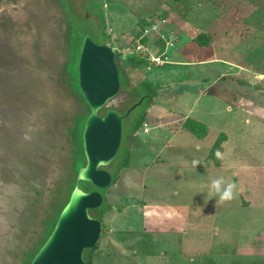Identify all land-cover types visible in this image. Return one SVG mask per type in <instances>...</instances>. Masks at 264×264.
Returning <instances> with one entry per match:
<instances>
[{
	"label": "rangeland",
	"instance_id": "obj_1",
	"mask_svg": "<svg viewBox=\"0 0 264 264\" xmlns=\"http://www.w3.org/2000/svg\"><path fill=\"white\" fill-rule=\"evenodd\" d=\"M98 1L131 82L160 86L152 108L162 109L167 126L151 121L132 140L144 105L126 118L121 147L103 169L113 176L128 152L129 166L103 189L105 203L92 210L94 218L103 212L92 264H263L264 0ZM66 4L74 8L70 30ZM92 7L91 0H0V264H23L34 253L75 182L71 131L84 104L71 86L68 64L81 34L103 41L94 28L96 15L86 11ZM141 19L148 26L162 20L175 37L172 64L160 79H151L157 69L147 73L146 64H127L137 55ZM199 34L207 44L198 42ZM120 77L121 92L106 108L125 112L134 98ZM181 115L208 126L207 149L226 135L222 168L193 170L201 152L192 150L195 139L188 133L181 144L171 139V147L187 154L183 160L171 157L163 171L153 167L151 160L172 134L170 121ZM155 136L157 143L138 147ZM219 177L237 185L230 202L217 204L209 194ZM80 187L88 189L86 182ZM152 205L179 209L159 225Z\"/></svg>",
	"mask_w": 264,
	"mask_h": 264
},
{
	"label": "water",
	"instance_id": "obj_2",
	"mask_svg": "<svg viewBox=\"0 0 264 264\" xmlns=\"http://www.w3.org/2000/svg\"><path fill=\"white\" fill-rule=\"evenodd\" d=\"M77 73L80 92L90 110L82 132L85 165L77 173L51 234L30 264H86L84 251L93 249L100 239L101 222L89 211L102 205L103 196L98 191L81 190L79 182H88L96 189L112 183V175L103 167L115 159L121 147L125 116L116 109H107L103 115L100 112L121 89L114 50L84 35Z\"/></svg>",
	"mask_w": 264,
	"mask_h": 264
},
{
	"label": "trees",
	"instance_id": "obj_3",
	"mask_svg": "<svg viewBox=\"0 0 264 264\" xmlns=\"http://www.w3.org/2000/svg\"><path fill=\"white\" fill-rule=\"evenodd\" d=\"M91 2H92V5H93L92 8L95 11H93L92 9H91L92 11L90 9H86V11H89L91 14L93 13V14L96 15V18H97L98 22L96 24H94V28L97 31V33H99L101 35L102 40H103L99 44H108L113 49L112 39H111L110 35L106 34V32H105L106 24H105V17H104V12H103L102 6H101V4L99 3L98 0H91ZM66 12H67L68 25H69V30H70V28L72 26L71 17H72V14L74 12V8L70 4H66ZM147 24L148 23L144 19H141L139 21V25L141 26V30L143 28H145L146 26H148ZM141 30L137 33V37H138V35H140V33H142ZM84 35L85 34H81L80 35L78 47L75 48V50H74L75 52H74V54L71 57V62L68 64V70H69L68 72L70 74L71 86L73 87L74 91L76 92L78 97L83 101V104H84L83 112L76 119L75 125H74V127H73V129L71 131L72 134H73L74 148H75V150H74V156H75L74 163H75L76 176H77V173H78L79 169L84 167V165H85V156H84L83 146H82V132H83V129H84V124H85L86 118L88 117V115L90 113L89 107L86 104V102H85V100H84V98H83V96H82V94L80 92L79 86H78L77 63H78V57H79V52H80V46L82 44V40H83ZM70 36H71V34L69 32L68 42L70 44V51H72V49H71L72 47L71 46L73 45L72 44L73 38H72V36L71 37ZM197 40L201 44H207L208 43V37H206V36H204L202 34H199L197 36ZM142 43H146V38L142 39ZM157 43H159L161 46H163V42L162 41L157 40ZM114 52H115V62H116V65H117V68H118V71H119V75H120V72L123 74V77H124L123 80H124V82H126L127 88L133 92L132 96L130 95L131 97L129 96V98H131V99L134 98V102L129 106V108L126 109L125 112H122V111H119V112L123 116H125V120H126L128 115L132 112V110L135 107H137L138 105H144V107H145L144 111L140 115V117L137 118L134 121V123L132 124L131 130H130L131 135H132L144 124V122H145V111L149 107V105L151 104L153 98L157 95L159 87H158L157 84H155V83H153V82H151V81H149L147 79H143V80H141L139 82L132 83L130 78H129V76H128V74H127V72H126V70H125L124 59L122 58V56L117 51H114ZM126 60H127V64L130 67L134 68V69H137L140 66H142V65H144V64H146L148 62V59L146 57H143L142 55H133V56L129 57ZM120 82H121V79H120ZM121 86H122V82H121ZM120 92H121V89H120ZM120 92H119V94H120ZM135 97H136V99H135ZM107 109H111V108H106L105 107L104 109H102V111L100 113L103 115ZM181 125H182V128L184 130L190 132L193 136H195L198 139H203L208 134V127L206 126V124H204L202 122H199V121H197L195 119L186 118V119H184V121L182 122ZM225 140H226V135L224 133L219 134V136L215 140V142L212 145V147L210 149V152L208 154V158H207L208 162L212 161V163L214 165H216V166L220 164V158H218L219 156H217L216 153L220 151L221 144ZM129 160H130V157H129V152H128V154L120 162V164H119V166L117 168L118 169L117 172L112 176L111 185H114L119 180L120 170H122L123 168H127L129 166ZM81 183L82 182H79V188L80 189H81V187H80ZM75 184H76V178H75V182H74V184L72 186V190H73ZM86 184L88 185V189L87 190H83V191H86V192L98 191L101 194L104 191L103 189L94 188L88 182H86ZM82 185H84V184H82ZM72 190L70 191L69 196L66 199V201L62 202L60 204V206H59L60 209L58 211V215H57L54 223L51 222L52 223V227L49 229L48 234L46 235L45 239L35 249L34 253H31L28 256V258L26 259V261L23 264H30V262L32 261L33 257L35 256V254L38 252L40 247L43 245V243L46 241L48 236L51 234V232H52V230L54 228V225H55V223H56V221L58 219V216H59L60 212L62 211V209L64 208V206L66 205V203L69 200V197H70V194H71ZM103 203H105L104 195H103ZM92 212H93L92 210L89 211L90 214ZM102 213L97 218L98 220H100V222L102 220ZM96 247H97V244L95 245V247L93 249H88V250L84 251L83 258H84V261H85L86 264H92V253L96 249ZM206 264H213V262L206 263ZM229 264H247V263H243V262H240V261H234V262H231Z\"/></svg>",
	"mask_w": 264,
	"mask_h": 264
},
{
	"label": "crops",
	"instance_id": "obj_4",
	"mask_svg": "<svg viewBox=\"0 0 264 264\" xmlns=\"http://www.w3.org/2000/svg\"><path fill=\"white\" fill-rule=\"evenodd\" d=\"M170 57H171V51H170ZM214 60V59H213ZM205 62H206V60L202 63V64H205ZM172 64V62H171V60H170V62L166 65V68H165V65L164 66H157V67H154V68H152V70L151 71H147V73H150V72H154V70L155 69H157V71H159V74L157 75L156 74V76H154V77H152L151 79H160V77H161V75H160V71L162 70V71H164V70H168L169 69V66ZM197 79V78H196ZM199 79H201V78H199ZM199 79H197V80H199ZM143 80V79H142ZM163 80V79H162ZM141 81V80H140ZM151 82H152V80H151ZM154 83V82H153ZM155 84H157V83H155ZM158 87H160L159 85H158ZM160 91L158 90V93H157V95L153 98V100H152V102H151V104L149 105V107L146 109V111H145V122H144V124L142 125V126H144V127H148V125L150 124V122L152 121H155L156 123H157V128H161V127H165V126H167V125H165V124H163L162 123V115H163V113L164 112H162L161 110L162 109H160V110H158V108H154V110H153V104L155 103L154 102V100H156V97H158V95L160 94L159 93ZM205 93H207V92H205ZM168 111V109L166 110V112ZM180 118V117H179ZM179 118H177V119H174V120H171L170 121V125H171V136L170 137H167L166 138V142L164 143V145H161L160 147H159V149H158V151H157V154H156V156L155 157H153V159L151 160L152 162L153 161H155V162H157V163H159V164H157L156 163V165H153V167L154 168H156V170H161V171H163V170H166L167 168H168V165L166 166V164L168 163V161H171V157L174 159V160H183L182 159V157L183 156H186L185 155V153H184V155H183V150H182V148H180V147H178V148H174V147H171V139L173 138L174 140H176L177 141V144H181V143H183L184 141H187L186 139L184 140V137H183V133H188L189 135H191L195 140H191V146H193V148L194 149H192V150H194L195 152H201L199 155H198V157H197V159H198V161H199V165L197 166V167H194L193 165H192V168H193V170H196V169H210L211 167H213L214 169L216 168V170L217 169H219V168H222V158H221V156H219V152H217L216 153V155L217 156H219V158H220V164L219 165H214L213 163H212V161H211V163L210 162H208L207 161V158H208V154H209V152H210V149H211V147H212V145H211V147L209 148V149H207L208 147L204 144V141H205V139L207 138V136H208V134H207V136L206 137H204L203 139H198V138H196L195 136H193L190 132H188V131H186V130H184L183 128H182V122L184 121V119H186V118H190V117H187V115L185 116V115H181V118L182 119H179ZM192 119H194V118H192ZM181 121L179 124H178V130L175 128V123H177L178 121ZM195 120H197V119H195ZM149 121V123H147ZM197 121H199V122H202V121H200V120H197ZM202 123H204V122H202ZM205 124V123H204ZM207 126V125H206ZM208 127V126H207ZM149 128V127H148ZM139 130V129H138ZM138 130L134 133V134H132V140L134 139V135L136 134L137 135V132H138ZM148 131H147V133H146V135L147 134H150V130L149 129H147ZM208 132H209V128H208ZM145 133V132H144ZM158 136H159V133L157 134ZM156 136L154 137V138H152L153 139V141H151V139H148V140H142L141 142H138V147L139 146H142V145H144V144H148L149 146L150 145H152L153 143H157L156 141ZM173 139H172V141H173ZM150 141V142H149ZM180 142V143H179ZM189 142V141H188ZM189 144H190V142H189ZM207 151V152H206ZM190 160V159H189ZM193 162V161H192ZM147 164L145 165V167H144V169H146L147 168ZM167 167V168H166ZM170 168H171V166H170ZM149 207H151V208H153L154 209V214L155 215H158L157 217L158 218H154V217H156V216H152L153 217V221H155L156 220V224H159L160 225V223H163L164 222V219L166 218V215L167 216H171L172 215V213H173V211L175 210V209H179L178 207H171V206H169V208L168 207H165L164 205H159V206H156V205H152V206H149ZM167 209V211H165ZM171 209V210H170Z\"/></svg>",
	"mask_w": 264,
	"mask_h": 264
},
{
	"label": "built area",
	"instance_id": "obj_5",
	"mask_svg": "<svg viewBox=\"0 0 264 264\" xmlns=\"http://www.w3.org/2000/svg\"><path fill=\"white\" fill-rule=\"evenodd\" d=\"M143 38H146V43H142ZM157 40L162 41L163 46L157 43ZM174 42L175 37L164 30L163 21L153 20L151 25L136 38L134 51L137 55L148 59L144 68L146 71H151L154 67L164 66L170 62V51L174 49Z\"/></svg>",
	"mask_w": 264,
	"mask_h": 264
},
{
	"label": "clouds",
	"instance_id": "obj_6",
	"mask_svg": "<svg viewBox=\"0 0 264 264\" xmlns=\"http://www.w3.org/2000/svg\"><path fill=\"white\" fill-rule=\"evenodd\" d=\"M219 158V157H218ZM193 166L199 165L198 160H194ZM214 193L218 199L217 204L230 202L237 195V185L233 182L226 181L223 177L212 179L209 194Z\"/></svg>",
	"mask_w": 264,
	"mask_h": 264
}]
</instances>
